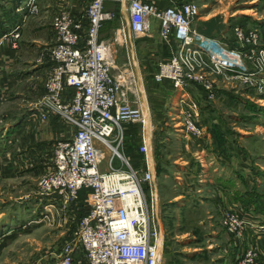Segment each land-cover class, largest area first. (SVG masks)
I'll list each match as a JSON object with an SVG mask.
<instances>
[{"label":"built area","instance_id":"1","mask_svg":"<svg viewBox=\"0 0 264 264\" xmlns=\"http://www.w3.org/2000/svg\"><path fill=\"white\" fill-rule=\"evenodd\" d=\"M42 1L24 4L22 19L0 36V50L5 42L11 49L20 50L23 30L39 13ZM53 2L57 4L51 23L54 44L48 50L51 68L38 98L29 106L22 129L33 122L62 127L58 138L26 151L18 163L38 173L36 206L32 208L35 222H47L52 215L50 221L60 217V222L68 224L72 214L84 210L74 237L63 245L52 264H160L162 234L154 219L156 161L150 155L152 130L146 128L150 108L147 112L145 104L139 103L132 63L112 74L114 44L101 39L100 31L105 23L119 20V42L128 44L133 38L150 35L152 19L160 22V37L172 47V57L160 61L155 80L173 83L177 116H185V135L196 141H202L205 132L197 121L198 103L189 87L201 79L190 72L195 70L194 62L207 59L213 66L238 70L242 76L247 71L237 61L240 58L230 53L227 43L194 27L201 8L192 0H181L177 5L153 0ZM108 2L120 3V13L108 9ZM259 76L264 78L263 73ZM211 87L206 85L207 95ZM132 124L142 127L140 149L144 154L134 162L121 152ZM106 149L110 154L104 166ZM116 156L124 167L114 166ZM84 191L88 192L84 201L87 207L81 205ZM224 214L231 230V226H248L241 213L225 210ZM230 215L236 220L232 225L227 220H231ZM232 233L240 238L236 230ZM251 253L246 252L238 264H251Z\"/></svg>","mask_w":264,"mask_h":264},{"label":"rangeland","instance_id":"2","mask_svg":"<svg viewBox=\"0 0 264 264\" xmlns=\"http://www.w3.org/2000/svg\"><path fill=\"white\" fill-rule=\"evenodd\" d=\"M27 1L0 0V7L9 12L23 14ZM153 1L177 5L180 0ZM192 1L201 8L200 18L194 22V27L205 36L227 43L230 53L240 58L237 61L247 71V76H242L238 70L233 72L213 66L207 59L203 61L198 59L194 62L195 70L190 72L201 79L199 83L188 84L192 91V99L198 103L197 121L205 132V138H200L202 141L195 143L191 136L185 135L183 128L185 116L183 114L177 116V91L174 90L173 83L169 80L157 83L155 80L160 61L172 57V47L167 46L160 37V22L152 19L150 35L145 38H133L129 45L126 42H119L120 26L115 20L105 26L102 34L114 44L113 71L119 72L129 66L132 60H129V51L130 57L137 55L140 63L146 66L144 73L149 82L145 86L140 84L143 95L139 103L141 101L145 104L147 112L150 108L149 126L146 128L152 130L150 155L152 159L154 156L156 161L154 187L157 195L154 219L162 234L160 264H169V256L175 255L177 251L183 249L189 251L195 247L211 250L210 255L214 256L215 260L213 263L218 264L223 258L220 257V246L230 242L229 237H233L232 231L236 230L241 239L250 228V220L259 213L253 206L245 207L249 205L252 195L254 198L258 196V202L264 207V78L259 76V73H263L264 76V24L256 22L264 20V0ZM55 3H52V0H43L39 13L33 17L34 19L30 18L32 23L29 27L37 25L47 15L52 23L57 4ZM21 6L23 9L17 11ZM29 27L27 29L30 30ZM240 30H243V33ZM37 59L48 63L50 56L45 52ZM42 77L39 78L40 85L43 84ZM26 85L30 84L22 85L23 90L29 89ZM206 85L212 86L208 95ZM12 99L11 97L9 101L14 102ZM31 103L32 101L28 102L27 106ZM11 104L7 109L4 107L0 110V127L7 121L4 112L16 111L19 108L17 105L15 107V103ZM141 133L142 127L137 124L130 125L126 145L121 148L122 154L132 162L144 156L140 149ZM208 140L212 142V149L219 156L222 155L223 148L225 155L229 148V158L225 156L228 159L225 162L231 165V205H227L225 201L223 204L214 190L221 183L219 176H214V173L213 178L209 170L203 172L207 165L199 158L202 155L197 156L199 151L200 154L206 153ZM109 154L110 151L106 149L104 166H107ZM115 158L114 166L124 167L122 160L117 156ZM29 171L24 170L21 174L26 177L22 178L0 174V264L54 263L63 245L74 237L76 227L84 213V210H81L78 215L72 214V220L68 224L60 222V217L55 218L56 222L50 221L52 215L48 216L47 222H35L37 218L32 214V208L36 206L35 194L39 180L35 175L29 176ZM36 175L38 176V173ZM255 188L260 189L252 191ZM87 193V191L81 193L83 207L86 206L84 201ZM71 208L73 210L75 206ZM225 210H231L232 214L241 213L248 226L241 225L240 228L237 225V229L231 226L233 229L231 230L225 224ZM150 213L152 216V209ZM230 217L231 220H227L231 221L232 225L236 220L233 216ZM193 236L198 240L187 243V247L184 248L186 240ZM233 238L238 239L237 236ZM246 252H252L251 264H264V256L259 248H250Z\"/></svg>","mask_w":264,"mask_h":264},{"label":"crops","instance_id":"3","mask_svg":"<svg viewBox=\"0 0 264 264\" xmlns=\"http://www.w3.org/2000/svg\"><path fill=\"white\" fill-rule=\"evenodd\" d=\"M106 7L108 9H115L118 13H120L121 4L118 2H108ZM14 13L17 19L16 22L22 19L23 14H18L17 12ZM8 15V12L0 7V22L6 20ZM47 17L48 15L32 28L29 27L32 20L30 19L27 22V26L23 30L19 51L11 49L8 42H5L0 50V110L4 107L7 109L11 103H15V107L16 105L19 106L16 111L9 110L4 112L7 121L5 124H2V127H0V174H5V176L6 174H9L10 176L13 175L14 177L22 178L26 176H22L21 173H23L24 170H30L29 176L33 177L35 175L38 179L39 177L33 169L24 167L23 165L18 166V163H20L19 161L24 155H27L26 151L30 152L33 148L35 150L43 144L54 141L58 138L61 131L62 125H54L52 122H33L30 125L27 124L25 130L22 129V124L27 122V115L29 114L30 104L27 106V103L31 101L33 102L38 98L42 87L40 83L38 84L40 80L39 78L44 76L41 80L45 79L49 69L51 68V61L46 63V61L40 62L37 59L41 53H48L49 48L54 44L51 23ZM254 19L258 20L257 17H254ZM115 21L120 26L119 20ZM111 22L112 21L103 25L100 31L101 39L108 40V38L102 34L105 26ZM256 22L264 24V20ZM28 27L30 30L27 29ZM26 33L27 36H25ZM130 42L131 40L128 45ZM131 44L133 47V43ZM128 53L129 60L132 59L130 62L132 63V70L134 72L136 85H138V87H136V90L138 88V98L141 99L140 97L143 95V92L141 91L140 84H144L145 86L148 85L149 82L148 79H146V73H144L146 66L140 63L137 55L130 57V51ZM117 73V70L112 71L113 75H117ZM24 84H30L26 85L29 87L28 90H23L21 86ZM166 94L169 96L168 92H166ZM11 97L14 99V102L9 101ZM131 98H133L132 95ZM15 101L18 102L16 103ZM196 142L198 141L195 140V143ZM211 144L212 142L208 140V146L207 149H205L206 153L202 152V154H200L201 152L199 151L197 156L202 155V157L199 158H202L203 162L205 161L204 163L207 165L205 166L203 172L209 170V173L212 174V176L214 173V176H219L218 179H221V183H219V186L217 185L214 190H216L219 199L223 201V204L226 202L228 203L227 205H231V165H229L228 162H225V160L228 159L225 158L224 155L219 156V154H216L213 151ZM203 162L202 164L205 165ZM220 162L223 163H221L222 166L220 165ZM224 165H227V168L224 167ZM252 219L253 220H250V228H248L245 236L241 239L229 237L230 242H226V244H222V246H220V257L223 258L218 261V264H237L250 248H259L260 253L264 256V214L256 213L255 217ZM201 223L204 222L201 221ZM195 240H198V238L193 236L190 240H186V242L184 241V248L187 247V243L189 244V242H194ZM210 252L211 250L206 251L202 248L196 247L189 251L183 249L177 251L175 255L171 254L168 261L169 264H214V256L210 255ZM174 259L176 260L174 261Z\"/></svg>","mask_w":264,"mask_h":264},{"label":"trees","instance_id":"4","mask_svg":"<svg viewBox=\"0 0 264 264\" xmlns=\"http://www.w3.org/2000/svg\"><path fill=\"white\" fill-rule=\"evenodd\" d=\"M7 12L9 14L8 18L6 20L0 22V36L2 34H4L5 32L9 31V29L16 23V20H17L16 19V15L14 14V11L13 12L7 11ZM224 140H225V138L223 139V141ZM227 143H228V140H227ZM216 150L218 151V149H216ZM222 155L227 156V158H229V148H228V152L226 153V155H225V151H224V148H223ZM257 190H259V189L255 188V190H252V191L256 192ZM258 200H259L258 196L256 198H254L253 195H252V199H250V201L248 202L249 205H247V206L245 205V207L249 208V207L253 206V208H255L256 211H258L259 213L264 214L263 213L264 207L262 206V203L258 202Z\"/></svg>","mask_w":264,"mask_h":264},{"label":"bare ground","instance_id":"5","mask_svg":"<svg viewBox=\"0 0 264 264\" xmlns=\"http://www.w3.org/2000/svg\"><path fill=\"white\" fill-rule=\"evenodd\" d=\"M140 88H141V87H140ZM148 124H149V122H148ZM148 124H147V126H149ZM232 236L235 237L234 235H232Z\"/></svg>","mask_w":264,"mask_h":264}]
</instances>
